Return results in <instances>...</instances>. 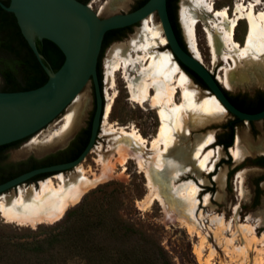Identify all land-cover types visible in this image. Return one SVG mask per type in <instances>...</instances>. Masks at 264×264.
Returning <instances> with one entry per match:
<instances>
[{
	"label": "rangeland",
	"instance_id": "374dc122",
	"mask_svg": "<svg viewBox=\"0 0 264 264\" xmlns=\"http://www.w3.org/2000/svg\"><path fill=\"white\" fill-rule=\"evenodd\" d=\"M137 1L89 0L86 4L98 17L106 18L132 11ZM237 1L213 0V4L215 9L227 7L232 16ZM242 1L246 4L255 1L256 14H264V0ZM181 2H175V19L180 36L183 33L188 48L180 22ZM189 12H197V9H190ZM148 18L152 34L149 38L146 35L147 40L142 33L144 25L140 22L131 27L124 37L110 42L104 49L99 64L100 85L104 104L105 91L110 96L116 95L107 121L121 126L131 125L147 141L154 138L160 126H164V152L158 153L156 147H140L128 137L109 133L106 124H101L95 146L84 160L77 167L54 176L60 175L66 183H70L71 176L77 173L76 168H81L85 176L91 179L92 173H100L102 161H115V158L126 152L125 148L137 152L144 169L138 168L136 158L126 161L124 171L122 166L115 163L114 172L107 179L88 188L79 201L62 211L57 222H51L53 224L41 222L20 225L6 221L0 211V264H264V168L255 164V159L264 155V119L241 121L234 126L233 140L234 135L239 133L243 138L240 147L247 153L236 160L229 150L225 155L219 146V141H225L228 137L225 127L233 117L215 105L211 94L191 79L193 96L183 99L178 91L175 96V102L179 104L175 109L176 116L174 118L167 113L164 123L148 102L139 105L129 101L122 70L115 73L114 86L108 89L111 84L104 80L106 67L116 62L112 50L119 44H123L119 58H125L128 54L153 57L163 54L169 56L170 63L175 62L166 47L156 14ZM248 27V21L241 19L234 28V40L241 48L245 45ZM254 32L243 58H238L237 50L232 53L235 67L229 70L222 57L225 49L222 46L216 48L213 57L205 24L200 21L195 25L198 59L216 78H223L227 69L230 86L223 90L230 96L252 98L264 95L263 43L262 37L256 30ZM214 33L212 30L211 34ZM132 39L133 44H130ZM143 63L139 58L138 65L127 69L129 82H132L134 72L139 71ZM229 64L233 67L230 60ZM206 101L212 103L211 115L203 109ZM93 111L94 96L89 81L51 123L6 151L3 162L6 172H16L34 161H55L88 126ZM210 135L212 142L206 144ZM217 145L218 155L212 172L207 174L205 168L209 160L198 166L194 162L205 150L216 149ZM144 170L149 174L154 190L162 198V204L157 200L147 207L140 204L148 193ZM220 175L224 176L222 186L213 179ZM187 180L193 181L199 189L195 215L191 214L192 202L180 199L172 190L174 183ZM53 182L57 184L58 180L54 178ZM38 183L20 185L0 194V209L1 204L5 208L11 207V199L16 196L18 188L29 194L31 189H38ZM205 194L209 195L206 206L202 203ZM198 212L206 228L196 222ZM213 216L221 217L223 223L229 222L230 229L212 223ZM240 229L247 237L255 234L253 236L261 239L256 240L254 247H249L247 253L236 249L244 242ZM226 237L232 238L230 245L225 243Z\"/></svg>",
	"mask_w": 264,
	"mask_h": 264
},
{
	"label": "bare ground",
	"instance_id": "6f19581e",
	"mask_svg": "<svg viewBox=\"0 0 264 264\" xmlns=\"http://www.w3.org/2000/svg\"><path fill=\"white\" fill-rule=\"evenodd\" d=\"M256 6L257 3L255 1L246 4L244 1L238 0L237 2H235L233 15L231 16L229 15L227 7L215 9L213 0H182L180 22L183 25L184 34L187 39L188 50L190 51V53L198 61H200L198 59L199 52L195 36V25L200 21L205 24L207 39L212 48L213 57L215 55L216 48L218 49L222 46V48L225 49V54H223L222 57L225 63L228 64L229 70H232L235 67V60L232 57V53L237 50L239 52L238 58H243L245 56L244 50L248 47V44L252 39V35L255 33L254 30H256L257 34L262 37L263 44L261 48L264 50V14L262 12H258L256 14ZM190 9H197V12L190 13ZM148 17L140 21L144 25L142 33L145 37V40H147L146 35H148L149 38L152 34V27L149 26L150 19ZM241 19H246L249 26L248 32L245 36V45L243 48H241V46L234 40L233 37L234 28L237 22ZM212 30H214L215 32L213 35L211 34ZM130 44H133V39L131 40ZM122 49L123 44H119L118 46L113 48L112 54L116 56L117 60L110 66L106 67L104 80L106 82L110 81L111 84L108 89H111L112 86H114V78L116 77L115 73L119 70H122L123 78L125 79V83H127L129 101L139 105H142L144 102H148L151 109L157 110L159 119L162 123H164V118L167 113L169 114V116L175 118V109L179 107V104L175 102V96L178 91H180V93L182 94L183 99L187 98L189 95H193L191 90V82L188 76H186V74L181 71L170 50L169 52L171 53V56L175 61L172 63H170L169 56L163 54L156 57H153L151 55L139 56L138 54H128L127 56H125V58H119L120 56H118V54ZM139 58H141V60L144 62L143 66L139 64L141 66L140 70L134 72V75L131 78L132 82H129V79L126 76V71L129 67L139 63ZM229 60L232 62L233 67L231 66V64H229ZM215 79L222 88H229L230 84L229 78L227 77V69H225L224 71L223 78L217 76V78L215 77ZM211 96L220 104V102L214 95L211 94ZM115 97V94L110 96L105 91L106 103L104 104V111L102 116L103 120L101 119V124L103 126L106 124V130L109 133H117L124 137H128V139H130L132 142H134V144L139 145L140 147H149V149L156 147L158 153H163L165 150L164 126H160L154 138L147 141L143 136H141L136 128L131 125L121 126L116 122L109 123L107 121V117L111 111ZM211 105L212 104L209 101H206V104H204L203 108L204 111L209 115L213 114V108L211 107ZM220 106L224 109V111H226L221 104ZM57 134L58 133L56 132L55 135ZM212 139V135L207 137L206 144L211 143ZM242 140V136L237 133L236 135H234L232 148H229L231 156L236 160L241 159L243 155L247 154L246 151L240 147ZM120 143L122 144V142ZM127 147L129 146L127 145ZM161 147H164V149H162ZM218 149L219 147L217 146L216 149L208 148L207 150H205L200 158L197 159L196 162H194L195 166L202 165L205 162L207 163L209 160V163H207L206 165L205 172L207 174H210L213 169L216 155H218ZM125 151L126 152L122 153L119 158H115V161L113 162L108 161L105 163V161H102V168L100 173L98 175H94L92 173L91 179H88L85 176V171L83 169L76 168L77 173L76 175L74 174L71 176V182L69 181L70 183H66L63 177L61 178L60 175H57L54 176V178L58 180L57 184H54V178L47 177L38 183V189H31L29 194H25L26 192L24 193L20 188H18L16 196H13V198L11 199V207L5 208L1 204L0 211L3 218L8 222H16L20 225L25 223H51L53 221H57L58 219H60L59 216L63 213L62 211L67 206L75 203L76 201H79L83 193L88 188L93 187L102 180L107 179L114 172L115 163H118L120 166H122V170L124 171V164L126 163V161L128 159L136 158L138 168L144 169L141 162L142 160L137 158V152H130L129 150H126V148ZM211 155L213 157H211ZM100 161L101 160H99V162ZM144 172L147 179L146 185L148 188V193L146 194L145 198L140 201V204L143 207H147L156 200L162 204V198L154 190L153 185L150 181L149 174L146 170H144ZM213 179L218 181L220 186L223 185V175L214 176ZM172 190L173 193L180 199L192 202L191 214L195 215V211L197 208L196 195L199 191L198 186L193 181L187 180L174 183L172 186ZM208 196L209 195L205 194L202 198V203L204 206H206L208 203ZM199 214L200 213L198 212L195 219L196 222L200 225L199 218H201V216ZM211 221L217 226H224L223 228L230 229L229 222L223 223L221 217L213 216L211 218ZM240 230L241 232H243L242 236H244V242L242 241L243 244L236 249L239 252L247 253L249 251L248 248L254 247L253 244L260 238L253 236L255 234L251 236L249 235L250 237H247L246 234H244V231L242 229ZM231 239L226 237L225 243L227 245H230L232 243Z\"/></svg>",
	"mask_w": 264,
	"mask_h": 264
},
{
	"label": "water",
	"instance_id": "95a60500",
	"mask_svg": "<svg viewBox=\"0 0 264 264\" xmlns=\"http://www.w3.org/2000/svg\"><path fill=\"white\" fill-rule=\"evenodd\" d=\"M0 8L13 14L21 35L47 74L46 82L37 88L0 91V146L38 133L75 99L89 81L94 93L89 138L80 154L73 160L34 168L0 183V194L19 185L38 183L47 177L69 171L84 160L95 146L104 111L103 93L97 74L104 35L111 30L133 27L153 13L158 18L166 47L174 59L202 81L206 91L216 97L228 115L242 122L264 119V109L245 113L229 102L214 75L190 53L183 33L181 36L185 49L180 45L167 13L166 0H147L135 10L106 18L98 17L87 4L78 0H9L8 5L0 0ZM43 39L53 43L64 57L55 72L45 66L36 49L35 41ZM41 175H45L44 178L36 179Z\"/></svg>",
	"mask_w": 264,
	"mask_h": 264
},
{
	"label": "trees",
	"instance_id": "16d2710c",
	"mask_svg": "<svg viewBox=\"0 0 264 264\" xmlns=\"http://www.w3.org/2000/svg\"><path fill=\"white\" fill-rule=\"evenodd\" d=\"M78 1L86 4L89 0H78ZM146 1L147 0L137 1L133 10L143 5ZM1 2L5 5H8L9 0H1ZM175 2L176 0H166L167 13L170 22L172 24V27L174 29V32L176 34V37L180 45L185 49L175 19V9H176ZM130 29L131 27H126L122 29L111 30L105 33L97 63V74H98L99 84H101L99 64L104 49L108 46L110 42L119 40L122 37H124L126 33L130 31ZM35 45L38 53L42 57L45 66L49 68V70H51L52 72L57 71L64 60V57L60 52V50L53 43L45 39L36 40ZM177 64L180 67V69L189 77V79H191L194 83H196L200 87L206 89L202 81L193 72L182 66L179 62ZM0 79H1L0 91L3 92L24 91V90L34 89L43 85L47 80V74L42 69L39 62L37 61L34 54L27 45L25 39L21 35L15 17L13 16L12 13L6 12L1 8H0ZM224 93L228 97V94L225 91ZM233 105L235 106V104ZM251 107L258 111L263 110L264 95H260L259 98L254 103H252ZM90 123L91 122H89L88 126L77 135V137L71 142L69 147H67L65 151H62L60 153L61 155L55 158V162L34 161L33 163L26 165L25 168L20 169L16 172L13 171L6 172V168L3 166V162L6 159V154H5L6 151L12 146L18 144L20 141H16L7 145L0 146V183H3L23 172L29 171L34 168L73 160L80 154V152L83 150V148L85 147L88 141L89 133H90ZM225 128H228V140L224 143V147H227L230 146L232 142L233 124H231L229 127L226 126ZM256 164L258 166L264 167V158L262 157L258 158L256 160ZM44 176L45 175L38 176L36 177V179L44 178Z\"/></svg>",
	"mask_w": 264,
	"mask_h": 264
},
{
	"label": "flooded vegetation",
	"instance_id": "af4514ba",
	"mask_svg": "<svg viewBox=\"0 0 264 264\" xmlns=\"http://www.w3.org/2000/svg\"><path fill=\"white\" fill-rule=\"evenodd\" d=\"M258 96V95H257ZM228 100H229V102L233 105V104H235V107L236 108H239V110L240 111H242V112H245V113H256V112H259L258 110H255V109H253L252 107H251V105H252V103H254L259 97H252V98H246V97H243V96H230V95H228ZM234 106V105H233ZM239 122H241V121H239L237 118H235V117H233V120H231V121H229L228 122V124H227V127H229L231 124H233V128H234V126L237 124V123H239ZM226 130H228V128H225ZM77 137V136H76ZM75 137V138H76ZM74 138V139H75ZM228 140V137H227V139L225 140V141H219L220 142V144H219V146L221 147V149H222V151L225 153V155H226V151L228 152V150H229V147L230 148H232V146H233V137H232V142H231V145L230 146H227V147H224V143L226 142ZM73 141V140H72ZM71 141V142H72ZM215 142H217L216 140H214ZM71 144V143H70ZM218 146V145H217ZM260 157H262V158H264V155L263 156H259V157H257L256 159H255V164H256V160L258 159V158H260ZM245 160V159H244ZM243 160V161H244ZM242 161V162H243ZM53 162H55V161H53ZM241 162V163H242ZM257 165V164H256ZM258 166V165H257ZM258 167H260V168H264V167H261V166H258ZM201 207V206H200ZM200 209V208H199Z\"/></svg>",
	"mask_w": 264,
	"mask_h": 264
},
{
	"label": "built area",
	"instance_id": "2783aa9c",
	"mask_svg": "<svg viewBox=\"0 0 264 264\" xmlns=\"http://www.w3.org/2000/svg\"><path fill=\"white\" fill-rule=\"evenodd\" d=\"M205 220V219H204ZM206 223H208L207 220H205ZM199 223H200V226L206 228L207 226H205V224L203 223V219L202 218H199ZM201 228V227H200Z\"/></svg>",
	"mask_w": 264,
	"mask_h": 264
},
{
	"label": "crops",
	"instance_id": "0c3cea01",
	"mask_svg": "<svg viewBox=\"0 0 264 264\" xmlns=\"http://www.w3.org/2000/svg\"><path fill=\"white\" fill-rule=\"evenodd\" d=\"M213 102H215V105L217 104V106L221 107L220 104L215 99H213Z\"/></svg>",
	"mask_w": 264,
	"mask_h": 264
}]
</instances>
